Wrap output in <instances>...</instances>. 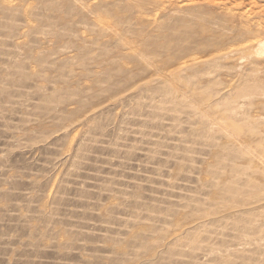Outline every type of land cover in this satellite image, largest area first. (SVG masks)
Returning a JSON list of instances; mask_svg holds the SVG:
<instances>
[{"label": "rangeland", "instance_id": "374dc122", "mask_svg": "<svg viewBox=\"0 0 264 264\" xmlns=\"http://www.w3.org/2000/svg\"><path fill=\"white\" fill-rule=\"evenodd\" d=\"M259 35L264 0H0V264H264Z\"/></svg>", "mask_w": 264, "mask_h": 264}, {"label": "bare ground", "instance_id": "6f19581e", "mask_svg": "<svg viewBox=\"0 0 264 264\" xmlns=\"http://www.w3.org/2000/svg\"><path fill=\"white\" fill-rule=\"evenodd\" d=\"M127 1H129V0H127ZM83 8V7H82ZM90 14V13H89ZM260 28V27H259ZM249 34H251V32H249L248 33V35ZM262 35V34H261ZM261 35H259V41L257 42L258 44H259V49L260 48H263L264 49V40L262 39V37H261ZM264 36V35H263ZM255 37V35L253 36V38ZM256 41V40H255ZM253 42V41H252ZM260 51V50H259ZM255 52V51H254ZM179 85V84H178ZM243 86V85H242ZM182 88H184V86H182ZM247 88V87H246ZM240 89V88H239ZM255 89H257V88H255ZM238 90V89H237ZM244 90V89H243ZM254 90V89H253ZM247 92L249 91V90H246ZM251 91V90H250ZM254 93V92H253ZM256 94V93H255ZM185 95V94H184ZM188 95H189V93H188ZM193 95V94H192ZM185 96H187V95H185ZM195 96V95H194ZM199 96V95H198ZM196 97V96H195ZM257 97V96H256ZM194 98V97H193ZM197 98V97H196ZM210 107V106H209ZM212 109V108H211ZM210 111V110H209ZM211 112V111H210Z\"/></svg>", "mask_w": 264, "mask_h": 264}]
</instances>
